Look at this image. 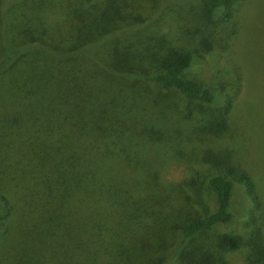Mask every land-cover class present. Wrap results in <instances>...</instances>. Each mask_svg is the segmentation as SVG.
<instances>
[{
	"label": "trees",
	"instance_id": "obj_1",
	"mask_svg": "<svg viewBox=\"0 0 264 264\" xmlns=\"http://www.w3.org/2000/svg\"><path fill=\"white\" fill-rule=\"evenodd\" d=\"M150 1L0 0V264H264L237 89L187 77L201 56ZM190 1L212 27L241 0ZM179 159L208 172L163 179ZM239 198L250 231L218 233Z\"/></svg>",
	"mask_w": 264,
	"mask_h": 264
},
{
	"label": "rangeland",
	"instance_id": "obj_2",
	"mask_svg": "<svg viewBox=\"0 0 264 264\" xmlns=\"http://www.w3.org/2000/svg\"><path fill=\"white\" fill-rule=\"evenodd\" d=\"M166 1L168 2L163 4L169 5V8H160L161 2H156V7L163 13L157 18L155 25L159 31L167 34L171 42L179 39L180 43L177 45L185 44L189 49L194 48L201 56L199 58L196 54L198 61L193 63L187 77L201 81L213 89L229 91L230 94L237 89L232 100V108L235 110L233 119H237L238 110L242 134H247L248 138L244 143L241 140L242 148L245 146L253 154L248 163L245 155L235 157L260 185L261 180L264 182V0L239 1L229 20H217L215 24H211L212 27L205 26L204 21L199 19L196 13L198 7L190 0ZM142 4L148 10L151 1L142 0ZM164 9L169 12L166 13ZM163 92H166L174 108L172 110L181 111L185 108L186 103L180 97L165 90ZM220 143L224 147L227 145L224 139ZM207 169L206 165L196 160L191 163L179 159L167 166L161 176L166 181L178 183L196 173L197 179L201 181L208 172ZM234 203V220L225 227L217 228L218 233L247 234L250 231V227L244 226L247 220L244 217L247 202L239 198ZM198 209V206L191 207L188 212H198ZM256 225L264 235V220L261 223L259 220ZM247 255L246 250L228 253L227 264H246Z\"/></svg>",
	"mask_w": 264,
	"mask_h": 264
}]
</instances>
